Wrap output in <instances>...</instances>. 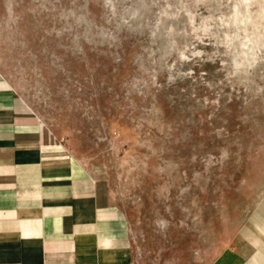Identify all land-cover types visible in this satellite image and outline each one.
Listing matches in <instances>:
<instances>
[{
    "label": "rangeland",
    "instance_id": "rangeland-1",
    "mask_svg": "<svg viewBox=\"0 0 264 264\" xmlns=\"http://www.w3.org/2000/svg\"><path fill=\"white\" fill-rule=\"evenodd\" d=\"M0 75L124 213L131 264H219L264 194V0H0Z\"/></svg>",
    "mask_w": 264,
    "mask_h": 264
},
{
    "label": "crops",
    "instance_id": "crops-1",
    "mask_svg": "<svg viewBox=\"0 0 264 264\" xmlns=\"http://www.w3.org/2000/svg\"><path fill=\"white\" fill-rule=\"evenodd\" d=\"M127 218L0 75V264H131ZM219 264H264V194Z\"/></svg>",
    "mask_w": 264,
    "mask_h": 264
}]
</instances>
